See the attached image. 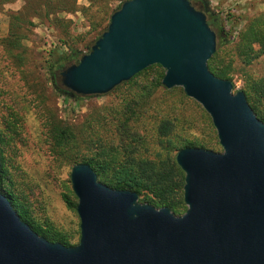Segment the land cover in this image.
<instances>
[{"label":"water","instance_id":"obj_1","mask_svg":"<svg viewBox=\"0 0 264 264\" xmlns=\"http://www.w3.org/2000/svg\"><path fill=\"white\" fill-rule=\"evenodd\" d=\"M217 33L191 0H129L107 29L59 73L64 94L98 97L159 65L211 117L222 152L183 148L187 211L139 202L101 183L88 164L71 170L79 244L38 235L0 190V264H264V123L243 91L216 77Z\"/></svg>","mask_w":264,"mask_h":264},{"label":"trees","instance_id":"obj_2","mask_svg":"<svg viewBox=\"0 0 264 264\" xmlns=\"http://www.w3.org/2000/svg\"><path fill=\"white\" fill-rule=\"evenodd\" d=\"M1 3H15L19 0H0ZM23 8L12 16L9 29V42L12 48L20 47L25 38L24 31L33 25V19L47 20L54 24L60 32L63 45H69L72 20L66 16L81 13L93 34L92 40L83 43V48L89 52L90 48L107 29L111 15L119 10L122 4L129 0H87L88 6H81L80 0H22ZM264 3V0H263ZM209 25L218 37V49L209 61L211 72L218 78L230 80L234 85L236 74L235 62L243 69L251 67L264 59V11L249 19L240 30L234 43L225 40L227 31L221 26L216 17H211ZM8 40V39H7ZM229 41V42H228ZM230 49V50H229ZM229 50V51H228ZM78 48L70 47L69 51L58 49L50 54L48 71L52 75L55 91L67 102H79L85 98H72L64 94V88L58 82L59 73L66 67L77 64L84 55ZM85 53V54H86ZM233 54L234 58L225 60L222 55ZM236 59V60H235ZM165 71L159 65L149 67L131 81L117 87L113 92L128 91L131 97L126 101V110L113 113L115 120V140L106 142L93 124L89 125L92 134L78 132L74 126L64 122L55 112V108H46L38 112L46 133V139L57 161L64 162L72 168L77 164H88L95 171L98 180L115 190H128L139 196V202L150 204L157 209L169 208L176 216H182L187 211L184 202L185 174L176 161L177 152L183 148H204L221 152L218 136L214 134L211 140L192 138L188 136V129L183 135H173L176 131L175 120L165 119L157 127L158 133L165 139L159 145V151L152 158L150 154L151 142L137 131L138 123L146 116L149 108L163 89L162 80ZM244 86L241 89L247 97L248 103L256 116L264 123V75L253 76L245 74ZM165 88V87H164ZM175 90L169 91V93ZM186 95V94H185ZM151 104V106H150ZM171 108H173L171 106ZM57 111V108H56ZM98 120L105 116L98 115ZM215 129L213 123L210 124ZM104 127L99 122L97 127ZM216 130V129H215ZM16 127L11 123H3L0 119V190L10 201L20 218L26 222L38 235L50 242H58L68 247L79 244L80 232L76 236L60 232L48 223L39 222L25 200V191L17 190L13 178L16 162L13 156L14 135ZM113 139V138H111ZM85 149H84V148ZM64 199L70 209L76 210L78 200L69 188Z\"/></svg>","mask_w":264,"mask_h":264},{"label":"rangeland","instance_id":"obj_3","mask_svg":"<svg viewBox=\"0 0 264 264\" xmlns=\"http://www.w3.org/2000/svg\"><path fill=\"white\" fill-rule=\"evenodd\" d=\"M207 1L213 17L218 18L227 31L225 40L231 43L236 41L249 19L264 11L263 0ZM79 4L88 6L87 0H80ZM23 6L22 0L7 4L0 1V119L5 124H13L17 130L13 140L16 151L13 156L16 162L13 178L17 190L24 189L28 195L25 202L39 222L48 223L60 232L76 236L80 232V219L77 211L70 209L64 199V194L69 188L72 189V167L57 161L51 153L38 112L43 111L45 106L54 107L59 117L74 126L78 132L92 134L89 125L93 124L106 142L115 140L120 144V137L115 132L113 113L126 110V101L131 97L125 90L105 96L85 97L86 100L79 102H67L60 97L48 71L50 54L58 49L68 52L69 46L78 48L85 54L87 50L83 48V43L91 41L93 34H90L81 13L66 16L73 22L72 37L67 47L63 45L59 29L54 24L47 20L33 19V25L23 32L25 38L21 40V46L12 48L9 45L13 40L9 39L10 23L12 16ZM222 55L225 60L231 59V56L234 58L233 54ZM235 67L233 93L243 88L245 74L255 77L264 75V59L245 69L236 60ZM59 79L58 77L60 83ZM171 90L175 91L169 93ZM171 90L164 87L159 90L152 103L154 107L152 110L149 108L146 116L138 123L137 131L151 142L152 158L159 151L158 144L165 141L157 131L158 125L165 119L175 120L177 128L173 140L175 136L185 134L187 129L188 136L191 135L192 138L211 140L214 134L217 136L216 130L210 125L212 119L204 108L187 97L182 88ZM100 114L105 118L97 122ZM99 122L104 127H97Z\"/></svg>","mask_w":264,"mask_h":264},{"label":"flooded vegetation","instance_id":"obj_4","mask_svg":"<svg viewBox=\"0 0 264 264\" xmlns=\"http://www.w3.org/2000/svg\"><path fill=\"white\" fill-rule=\"evenodd\" d=\"M194 7L207 15L208 22L210 21L211 17H213V12L211 11V8L209 6V3L207 0H191Z\"/></svg>","mask_w":264,"mask_h":264}]
</instances>
